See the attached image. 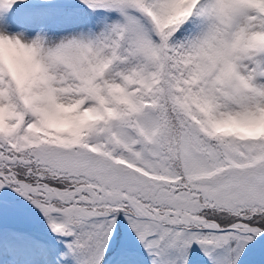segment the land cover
Instances as JSON below:
<instances>
[{"label":"snow or ice","instance_id":"6c2138e0","mask_svg":"<svg viewBox=\"0 0 264 264\" xmlns=\"http://www.w3.org/2000/svg\"><path fill=\"white\" fill-rule=\"evenodd\" d=\"M0 264H264V0H0Z\"/></svg>","mask_w":264,"mask_h":264}]
</instances>
